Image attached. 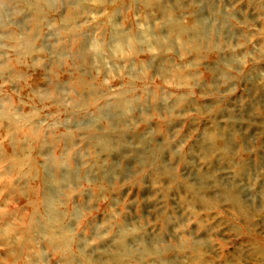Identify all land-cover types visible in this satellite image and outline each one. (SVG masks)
Instances as JSON below:
<instances>
[{"label":"rangeland","instance_id":"374dc122","mask_svg":"<svg viewBox=\"0 0 264 264\" xmlns=\"http://www.w3.org/2000/svg\"><path fill=\"white\" fill-rule=\"evenodd\" d=\"M0 264H264V0H0Z\"/></svg>","mask_w":264,"mask_h":264},{"label":"bare ground","instance_id":"6f19581e","mask_svg":"<svg viewBox=\"0 0 264 264\" xmlns=\"http://www.w3.org/2000/svg\"><path fill=\"white\" fill-rule=\"evenodd\" d=\"M42 145V144H41Z\"/></svg>","mask_w":264,"mask_h":264}]
</instances>
